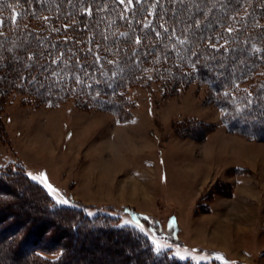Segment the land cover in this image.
<instances>
[{
  "label": "rangeland",
  "instance_id": "obj_1",
  "mask_svg": "<svg viewBox=\"0 0 264 264\" xmlns=\"http://www.w3.org/2000/svg\"><path fill=\"white\" fill-rule=\"evenodd\" d=\"M256 78L239 83L238 90ZM34 87L0 94L3 170L24 169L57 206L137 230L153 250L171 258L264 264V140L229 131L206 86L191 81L164 92L154 82L139 84L127 90L118 113L86 106L80 98L51 103ZM30 173L45 174L56 191ZM6 183L2 189L12 197L0 202V228H10L0 230V264H26L32 244L53 243L62 230L73 238L70 222L46 213L24 186ZM31 229L28 246L10 253L14 242L1 236L18 239ZM90 242L87 250L74 246L65 264H135L125 256L142 255L122 236Z\"/></svg>",
  "mask_w": 264,
  "mask_h": 264
},
{
  "label": "trees",
  "instance_id": "obj_2",
  "mask_svg": "<svg viewBox=\"0 0 264 264\" xmlns=\"http://www.w3.org/2000/svg\"><path fill=\"white\" fill-rule=\"evenodd\" d=\"M250 76L255 85L238 90ZM191 81L207 87L229 131L264 140V0H0V94L38 85L48 102L80 98L118 113L133 86L154 82L173 92ZM1 169L0 202L12 197L6 181L24 186L74 233L32 244L26 264H65L74 246L87 250L102 235L133 240L142 255L125 257L135 264H194L153 250L137 230L101 214L57 206L24 169ZM32 231L1 238L14 242L13 253L28 246Z\"/></svg>",
  "mask_w": 264,
  "mask_h": 264
},
{
  "label": "snow or ice",
  "instance_id": "obj_3",
  "mask_svg": "<svg viewBox=\"0 0 264 264\" xmlns=\"http://www.w3.org/2000/svg\"><path fill=\"white\" fill-rule=\"evenodd\" d=\"M120 2L121 3H124L125 0H120ZM131 2H132V0H128V3H131ZM29 175L32 176V179H34V180H37V179L42 180L43 183L45 184V187L48 188V190H49L50 193H54L56 191L50 184L47 183V177H46L45 174L41 173L39 177L33 176L31 173ZM57 202L58 203H61V204H67L68 203V201L65 200V199H58ZM128 223H129V221H125V224H128ZM137 227H140V230L141 231L144 230L143 227H141V226H138L137 225Z\"/></svg>",
  "mask_w": 264,
  "mask_h": 264
},
{
  "label": "bare ground",
  "instance_id": "obj_4",
  "mask_svg": "<svg viewBox=\"0 0 264 264\" xmlns=\"http://www.w3.org/2000/svg\"><path fill=\"white\" fill-rule=\"evenodd\" d=\"M100 152H101V151H100ZM221 236H222V235H221ZM214 238H217V237L214 236ZM218 239H219V237H218Z\"/></svg>",
  "mask_w": 264,
  "mask_h": 264
}]
</instances>
